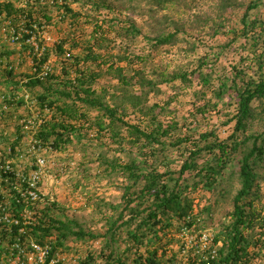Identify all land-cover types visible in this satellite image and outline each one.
Returning <instances> with one entry per match:
<instances>
[{
    "label": "trees",
    "instance_id": "16d2710c",
    "mask_svg": "<svg viewBox=\"0 0 264 264\" xmlns=\"http://www.w3.org/2000/svg\"><path fill=\"white\" fill-rule=\"evenodd\" d=\"M71 1L64 0L60 7L56 6L62 8L66 15L80 16L81 12L73 9ZM128 1V4L136 1L137 7L145 3L149 8L147 12L155 18L159 10L181 0ZM49 2L47 1L48 6ZM112 2L93 0L92 4L99 10L108 8L112 12L115 10ZM54 4H58V1ZM45 5L39 6L42 12L47 6ZM258 6L257 0L250 2L242 16L243 27L240 30V36L248 39L252 37L255 52L253 59L257 63L254 74H248L243 68L233 67L234 76L214 77L213 64L207 61V57L198 59L193 69L188 67L169 71L153 65L150 70L147 65L153 58L152 53L137 55L128 52L130 42L141 35L153 48L175 43L181 31H185L184 27L176 23L171 31L165 32L163 29L156 35H150L144 34L131 17L126 18L125 24L121 25L123 20L111 16L107 24L112 27L115 35L111 37L112 30L105 29V19L97 20L91 38L84 43L81 55L68 52L63 42L58 44L56 52L61 61L63 77L53 83L57 76L52 73V66L49 64L51 71L46 78L31 76L26 83L28 87H43L37 100L43 109H54L55 113L51 119H43L39 124L35 135L37 146L59 150L82 136L81 130L90 122V118L79 109L80 102L98 111L92 123L99 131H109L122 147L127 143L132 150L136 148L142 152L149 148L150 153L148 157L142 158L140 154L131 157V152L128 151L126 163L119 164L116 160L108 162L112 169L118 168L123 173L126 183L122 186L123 201L119 205H109L117 214L106 217L103 235L86 230L78 220L66 216L56 202L49 201L41 208L38 204L43 203L33 200L30 195H23V191L31 189L26 180L17 179L14 172L5 174L0 170V175L8 180L11 189V196L6 202L4 195L0 193V205L4 206V209H0V228L4 227V239L11 245L17 242L26 252L34 251L32 242L48 246L44 264H49L71 238L96 240L100 237L105 238L101 251L98 254L90 251L81 264H254V260L264 250V216L258 207L264 197V50L260 49L259 34L251 35L260 22L250 19L249 14ZM4 13L17 16L16 19L26 14L24 25L32 31L35 30L34 24L42 23L36 16L34 4L30 8H18L13 1H3L0 2V15ZM42 14L44 17L46 13ZM170 21L164 15L159 22L164 27ZM30 37L31 34L25 35L26 39ZM118 40L125 48L124 52H115L119 46ZM41 47L44 48L43 55H33V62L39 71L44 64L49 63L52 54V49L45 45ZM121 62L126 65H120ZM208 66L209 71L206 68ZM195 75H198L201 85V90L196 91V95H200L204 103L195 105L191 113L193 116H205L216 109L227 96H233L232 93L237 96L235 113L226 121V124L235 121V125L225 139L214 129L192 132L189 128V132L184 133L179 120L171 119L166 123L161 119L160 116L167 107L158 102L149 103L151 93H161V85L178 80L189 85L193 83L192 77ZM103 76L117 80L118 83L114 86L116 92L110 94L108 88L101 91L94 88L98 79ZM215 81L218 82L217 85ZM256 103H259L261 111ZM130 109L148 119V124L143 125V120L133 123L126 119ZM158 109L160 111L157 112ZM258 118L263 126L261 131L254 129ZM20 139L21 136H17L12 142L11 151H16ZM171 147L181 151L183 156L177 170L171 167L174 163L168 153ZM236 162L239 166V187L233 196V209L222 230L214 236L212 246L203 251L200 245H194V248L183 253L185 242L182 241L179 248L174 249L172 242L175 237L167 240V233L174 227L179 235L185 229L200 230V220L204 222L201 218L203 212L210 213L211 210L209 205L196 212L192 193L200 188L212 192L218 190L225 171L235 167ZM36 168L35 164L34 169ZM186 174L188 177H184ZM17 184L21 185L22 190L17 189ZM220 191L221 194L227 192L223 188ZM30 210L35 211L33 219L25 217ZM8 211L14 217L10 224L9 218L3 219L4 213ZM257 227L260 231L256 232ZM200 231L202 233L203 230ZM120 232L126 234L127 243L122 251L114 246L119 241ZM20 248H15L14 254L20 253ZM214 250L215 256L212 255ZM99 256L104 259L103 263L98 261ZM23 260L27 264L26 259Z\"/></svg>",
    "mask_w": 264,
    "mask_h": 264
},
{
    "label": "rangeland",
    "instance_id": "374dc122",
    "mask_svg": "<svg viewBox=\"0 0 264 264\" xmlns=\"http://www.w3.org/2000/svg\"><path fill=\"white\" fill-rule=\"evenodd\" d=\"M1 1H13L18 7L27 6L30 8L34 4L36 16L42 22L41 25L38 24L36 36L39 37L41 45L52 49L49 64L52 66V73L57 76L53 83L63 77L61 61L59 54L56 52L57 45L63 42L68 52L81 55L84 43L91 38L97 20L102 21L105 19V29L112 30L111 37L115 35L112 27L108 26V19L111 16H117L123 20L124 22L121 25L125 24L126 18L131 17L142 28L144 34L150 35H156L162 32L163 29L165 32L171 31L174 23L185 28V31H181L175 43L159 48L151 47L150 43L143 38V35L130 42L128 52L137 55H146L149 52L153 54L152 60L147 65L150 70H152L153 65L169 71L188 67L193 69L197 60L203 57H207V61L213 64L214 77L215 75L234 76L235 70L233 67L243 68L248 74H254L257 69V63L253 59L255 52L253 51L252 37L248 39L243 35L240 36V30L243 27L241 19L252 0H181L174 5L169 4L168 7L159 10L155 18L147 12L149 8L145 3L139 4L140 6L137 7V2L133 1L129 3L131 5L129 8L128 2L130 1L128 0H111L115 9L112 12L108 8L97 9V6L95 7L92 4L93 0H89L90 2L88 0H70L73 9L81 12L78 17L71 16V14L66 15L64 10L59 8L64 0ZM47 1H50L49 6ZM53 1L54 3L58 1V4L52 3ZM257 1L259 6L251 10L249 14L250 19H257L260 24L256 30H252L251 35H254V33L255 35L256 33L259 34L260 49L263 51L264 0ZM44 3L47 6L43 7V12L46 13L43 17L40 7ZM56 5H59V7ZM164 15L168 16L171 21L163 27L159 21L163 20ZM47 17L50 18L47 19ZM21 22V19H15L16 25H20ZM98 23L100 22L98 21ZM236 37L239 38L232 41ZM73 45L77 46L73 47ZM117 45L119 46H117L115 52H124L125 48L120 44V40L117 41ZM125 45H127L126 42ZM0 51L6 55L8 64L15 66L14 72L10 73L5 65H0V95L14 91H18V95H22L27 91L31 97L28 101L20 99L9 103L8 110L2 112V102H0V160L10 162L21 178L24 175L32 177L37 158L39 156L44 157L46 162L39 171L40 181L38 184V191L42 197L40 202L43 204H38V206L42 208L46 202H56L66 216L78 220L86 230L103 235L106 230V217L116 213L111 210L109 205H119L123 201L124 189L122 186L126 183L123 173L118 168L116 170L112 169L108 162L116 160L119 164L126 163L129 155L128 151L131 152V157L140 154L142 158H146L150 153L149 148L139 152V149L136 148L132 150L131 145L127 143H124V147H122L118 141H115L109 131L101 132L92 123L94 118L97 117L98 111L78 102L79 109L87 113L88 118H90V122L81 130L82 136L75 138L73 142L68 143L59 150L50 147H43L36 151L31 150L33 138H35L36 131L39 128V121L51 119L55 114L54 109H43L38 102L37 95L43 91V87L26 86L28 78L35 76L37 73L33 62L34 54L30 52V47L25 43L12 44L2 37L0 39ZM120 65L125 66L126 63L121 62ZM136 66L139 67V64H136ZM206 68L207 71L210 70L209 66ZM198 79V75L193 76V83L189 85L180 80L163 84L161 85V93L157 95L150 94L149 103L158 102L167 107L166 111L161 114V119L166 123L171 119L179 120L180 128L184 133L189 132V128L192 129V132L193 130L203 132L214 129L222 139H225L233 131L235 125V121L227 124L226 121L235 113L237 96L235 93H232L233 96L231 97L227 96L216 109H212L205 116L201 114L193 116L191 113L195 105L204 103V100L199 97L200 95H196V91L201 90ZM217 81H215L216 85L218 84ZM117 83V80L111 79L109 76H103L98 79L94 88L98 91L108 88L110 94H113L116 92L114 86ZM210 96L211 94L208 95V97ZM255 105L258 106L259 103ZM259 110L261 111V107H259ZM158 111L160 110L158 109ZM126 119L133 123H139L143 120V125L148 124V119L140 116L132 109L128 112ZM24 120H32L36 124L30 130H26L22 125ZM254 129L259 131L263 129L260 118L257 119ZM17 136H21V139L16 151L13 152L11 151V144ZM168 153L174 159L172 169H179L183 159L181 151L171 147ZM235 164V167L225 171L218 190L212 192L200 188L192 193L196 212H199L205 206H211L210 213L203 212L201 218L204 222L202 223V220H200L199 224L200 230L207 231L211 238L222 230L228 220L229 213L233 209V196L239 187V166L237 162ZM160 170L163 171L164 168H160ZM184 177H188V174ZM3 178L0 176V191L5 198H8L11 195L10 183L5 182ZM18 185L21 188V185ZM221 188L227 191L226 194H221ZM262 188L264 195V181L262 182ZM258 207L261 215L264 216V197ZM10 215L12 216L11 211L8 213V216ZM34 216V210H30L26 214L28 219L30 217L33 219ZM259 229L257 227L256 232L260 231ZM3 230L4 227L1 229V233H3ZM190 230L192 232L189 235L198 236L200 233L198 228ZM119 237V241L114 246L118 247V251H122L127 244L126 234L120 232ZM173 237L175 238L172 246L176 250L182 241L186 244L190 238L183 233L179 235L176 232V227L167 233V240ZM104 245V237L96 240L71 238L67 241L66 247L59 250L57 257L61 260L60 264H81V261L85 259L90 251L98 254ZM1 246L0 248L5 250L10 246V243L4 239ZM256 250L258 249L256 248ZM107 253H109V250ZM2 259L6 264L15 262L14 259L12 261L8 260L7 256ZM103 260L100 256L98 257L99 262L103 263ZM254 264H264V250L261 251L260 257L254 260Z\"/></svg>",
    "mask_w": 264,
    "mask_h": 264
},
{
    "label": "clouds",
    "instance_id": "9594fccd",
    "mask_svg": "<svg viewBox=\"0 0 264 264\" xmlns=\"http://www.w3.org/2000/svg\"><path fill=\"white\" fill-rule=\"evenodd\" d=\"M1 2H3V1H1ZM25 15H23V16L20 15V19L22 21L20 25H16L15 22H14V18L16 19L17 16L16 17L14 15L8 16L6 13H4L3 15H0V39L2 37H4L8 42H10L12 44H17V43L18 44H22V43H25V45H27L28 47H30V52H32L34 55L41 56V55H43L44 48L41 47L40 39H39L38 36H36L37 35V31H38V25L34 24V29H35L34 31L26 28L25 25H24V21L26 19V16ZM13 31L15 33L14 35H16V36L19 37V39L16 40V41H13L12 40ZM26 34H31V37L28 38V39H26L25 38V35ZM32 48L34 49L33 51L31 50ZM46 64L49 65V63H46ZM46 64H44L43 67ZM0 65H5L8 68V71L10 73L14 72V70H15V66L8 64V59L6 58V55L4 53H2L1 51H0ZM35 67H36L35 70H36L37 73L33 77L40 78V79L46 78V76L48 74L46 76H44V77L39 76V73L42 72L43 67H42V69L40 71L38 70V66H35ZM49 71H51V68H50ZM27 81H26V83H27ZM30 98H31L30 97V94L27 91L24 94H22V95H18V91H14V92H11V93H3L2 95H0V102H2L1 112L8 110V108H9L8 107V104L11 103V102L13 103V102H16V101H18L20 99H24L25 101H28ZM42 122H43V120H40L39 121V124L42 123ZM35 124H36V122H34L32 120H28V121L27 120H24V122H23L22 125H23V128L24 129L30 130L32 127H34ZM37 143H38L37 142V139L36 138H33V145L31 146V150H35L36 151L38 149H41L39 146H37ZM39 158H43L45 160L44 157H40L39 156L37 158V161H38ZM45 162H46V160H45ZM36 166H37V168L34 169L35 171L33 172V175H34V173L36 171L39 172L40 169H41L39 167V165H37V162H36ZM0 170L3 171L5 174L8 173V172H14L17 175V179L22 180V181L23 180H26L28 182L29 186L31 187V189L29 188V189L23 191V195L24 196L25 195H30V196H32V199L33 200H35V201H38L39 200L40 201V198H42L40 196L39 191H38V184H39V181H40V173H39V179H38V181L36 183V186L33 187V186H31V181H32L33 176L32 177H27L26 175H24L23 177L20 178L19 177V173L15 172L14 167H13V165L10 162H5V161L0 160ZM4 179L5 178H3V180ZM4 181L7 182L8 180H4ZM9 187H10V185H9ZM19 187L20 186L18 185L17 189L22 190ZM10 191H11V189H10ZM30 192H33L34 195H32ZM0 193L2 194L1 191H0ZM9 197L8 198H5V202L9 199ZM0 209H4V206L3 205L2 206L0 205ZM1 212L2 211L0 210V213ZM8 213L9 212L4 213L5 216L3 217V219L6 220V219L9 218V220H10L9 221V224H10V223L13 222L14 217H12L13 215L12 216L11 215L8 216ZM0 219H2L1 216H0ZM1 229L2 228H0V233H1ZM186 230H189V229H186ZM189 231L192 232V230H189ZM203 232H205V231H203ZM213 239H214V237L212 238V242H213ZM3 240H4V237L2 236V233H1V235H0V246H1V243H2ZM33 243L34 242L31 243L32 248H33V245H32ZM220 244H221V242H220ZM42 247H45V246H42ZM1 248H2V246H1ZM1 248H0V262H2V263H4V261H3L2 258L4 256H7L8 257V260H10V261H12L13 259L15 260V262L12 263V264H24V260L23 259H26V263L27 264H31L28 261V257L31 254L37 255V252L35 251L34 248H33L34 251L26 252L25 249H21L19 247V245L17 244V242H15L14 244L12 243V245L10 243V246L8 248H6L5 250H2ZM15 248H17V249L20 248V251L21 252L20 253H17V254H14L15 253ZM48 249H49V247H48ZM55 259H58L57 264H60V261L61 260L57 256L55 257ZM4 264H6V263H4Z\"/></svg>",
    "mask_w": 264,
    "mask_h": 264
},
{
    "label": "built area",
    "instance_id": "2783aa9c",
    "mask_svg": "<svg viewBox=\"0 0 264 264\" xmlns=\"http://www.w3.org/2000/svg\"><path fill=\"white\" fill-rule=\"evenodd\" d=\"M14 34L15 33L13 31L12 40L16 41L19 39V37L14 35ZM49 70H50V66L48 64H46L43 67L42 72L39 73V76H41V77L46 76L48 74ZM44 163H45V160L43 158H39L37 161V165H39L40 168H42ZM38 179H39V172L36 171L33 175V178L31 181V186L35 187ZM30 193L32 195H34L33 192H30ZM183 234L190 237L184 246L183 253H186L189 248L190 249L194 248V245H200V247H202L201 249H203V251L205 249H207L208 247L212 246V238L210 237V234L207 233V231H205V232L202 231V233L200 231V233L197 236V235H193V234L189 235L190 231L185 229L183 231ZM32 245H33V248L35 249V251L37 252V255L31 254L28 257L29 263H31V264H35V263L36 264H43L45 262V259L48 256V246L42 247V246L37 245L35 243H33ZM212 255L215 256V250L212 251ZM57 262H58V259L53 258V259H51L49 264H57Z\"/></svg>",
    "mask_w": 264,
    "mask_h": 264
}]
</instances>
